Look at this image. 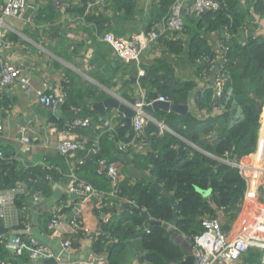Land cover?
<instances>
[{
    "label": "crops",
    "instance_id": "obj_1",
    "mask_svg": "<svg viewBox=\"0 0 264 264\" xmlns=\"http://www.w3.org/2000/svg\"><path fill=\"white\" fill-rule=\"evenodd\" d=\"M131 1L133 2V8L130 13H126L124 10L117 9L113 5L114 2L109 0H66V8L62 11H57L50 4H46L44 0H34L38 8H33L30 17H45L44 13L51 18L49 21L38 20L32 25L26 22L27 20L24 21L22 17L3 19L4 24L12 30L1 28L0 35L5 37V34L10 32L18 36L20 41L11 42L3 48L0 53V64L2 60H9L31 74V89L29 92L25 93L15 85L5 90L2 95L9 104L8 107L0 106V123L3 126L0 133V146L3 147L5 153L19 155L32 168L41 166L37 164L39 161L54 165L55 160L60 161L61 158L57 151V145L62 137L60 135L62 129L65 128V137L80 141L83 144H91L97 139L95 136L99 134L101 125L107 126L111 113L116 110L119 111L117 108L104 106L101 112L94 107L95 103H101L107 101V99H115L128 105L142 95H146L149 100L153 99V95L157 93L168 98L172 103L187 104L186 114L194 116L198 127H202L211 117L219 115L220 111L216 106L202 110L197 107V95L209 81L199 79L197 67L187 53L189 39L200 32L187 20L191 18L185 20L187 29L178 38L181 48L175 53L151 49L139 56L138 59L122 60L114 55L108 43L97 39V36L107 35L115 39L124 35L147 31L153 25L160 23L166 16H164L165 12L162 10L160 0ZM5 2L6 0H0V8ZM80 8L82 9L81 13H77ZM79 16L84 17L85 20L77 19L76 17ZM249 16L251 25L241 31L240 39L242 41L249 37H264L263 12L255 13L252 7V13ZM202 35L207 40L208 46L215 45L217 38L214 39L204 32ZM217 37L222 38L223 34L219 33ZM167 41L166 38H162L160 42L164 45ZM154 69L157 70L156 72L159 73L160 77L157 80L158 86H153L148 80L149 72ZM140 70H143L145 75L139 76ZM144 78H146L144 81L146 88H143L140 83L141 79ZM184 82H191L193 85L186 92L177 93L175 90L178 87L180 88V84ZM44 86L57 91L61 89L65 91V86H67L68 92L65 100H68L70 106L64 103L60 107V111L55 113V111H50L37 104L35 92ZM169 96L175 99L173 100ZM261 107L257 145L258 142L264 140V102ZM154 114L155 111L152 118L164 124ZM239 114L241 118V112ZM73 115L81 118L91 117L93 122L88 127L69 131L67 130V123L74 117ZM119 115L118 125L124 126L127 131V126L121 121L123 114L120 112ZM165 127L166 129H160L159 133H147L144 129L143 138L135 144L132 153L124 155L123 158L116 161L125 177L132 181L137 179L129 175L131 169H136L132 165V157L133 155L144 156L147 154L149 149L147 141L149 137L147 136L150 134L168 132L177 136L186 145L199 148L166 125ZM213 132L215 131L213 130ZM127 133L130 132L127 131ZM22 136H27L29 142L23 143L21 141ZM178 150L183 152L181 148H178ZM78 154V152L71 153L65 159L63 158L67 168L69 166L68 174ZM126 158L130 159L129 163ZM58 170L59 176L49 175L44 177L47 183L46 186L50 191L48 196H44L43 189L34 187V183L40 177L37 172L35 174L29 173L34 175V179L28 178L22 183L25 189V193L22 195L23 205L27 208L26 218H24L26 229L21 228L18 230L14 228L18 224L13 226L12 219H8L7 223L0 220V226L7 229V231L0 233V242L3 249L0 254V264L5 262L9 264H13V262L14 264H55L56 262L71 264L79 260L108 264L106 254L93 253L92 244L100 234H106V231H104L106 227L103 224L108 223V221L105 222V219L109 216V213H111L109 221L118 219L123 213L122 209L129 207L130 204L122 202L119 204V208H115L116 202L110 199L109 201L113 202L114 205L108 208L107 211L106 209H98L96 207L97 200L95 199L86 201L81 209V221L86 231L83 230L82 233L71 236L72 247L71 251L67 253L62 247L63 238L59 235H51L45 227L46 211L53 203L59 200L74 201L76 198L66 192L68 174L62 175L61 170L63 169L59 166ZM136 170L148 173L144 170ZM66 171L67 169L65 173H67ZM106 178L109 180L108 177ZM108 187L109 185L104 191H107ZM38 191L42 192L43 196ZM206 194H209V192ZM34 195H39L42 199L35 201ZM42 202L44 205H40ZM124 203H127V205ZM123 204L124 206H122ZM117 210L121 214L118 218L114 215ZM72 213L73 209L65 210V222L68 221L67 218L71 217ZM130 225L129 220H125L122 224L124 228ZM222 228L225 231H233V226L231 227L229 223H225V220H223ZM11 234L28 236L32 241L47 247L53 257L38 260H32L26 254L17 257L10 250ZM183 237L186 239L185 236ZM136 241L131 240L129 244L126 243L122 255L118 257L119 264L140 262L141 253L138 246H136ZM190 244L192 247V240ZM255 252L254 257L248 258L251 264L256 262L259 255L257 251ZM102 259H105V261ZM188 259L192 262L193 255L185 253V257L181 261L171 264H180Z\"/></svg>",
    "mask_w": 264,
    "mask_h": 264
},
{
    "label": "trees",
    "instance_id": "obj_2",
    "mask_svg": "<svg viewBox=\"0 0 264 264\" xmlns=\"http://www.w3.org/2000/svg\"><path fill=\"white\" fill-rule=\"evenodd\" d=\"M217 1L219 2L217 10H209L198 19H187L200 31L189 39L187 53L194 63L201 56L211 55L212 48L208 46L202 33L210 36L217 31L226 33L223 39L227 48L229 87L232 99L242 111V117L233 120L229 111L224 109L219 112V115L207 120L202 127H198L197 120L192 115L155 111L156 118L161 119L167 127L199 148L186 145L177 136L168 132L147 136L149 137L146 138L149 143L147 154L133 155L132 165L138 170L147 171L149 179L138 178L132 181L125 177L121 181L113 201L118 202L126 198L132 200L133 205L122 209L123 213L120 218L104 223L106 234H100L92 244L93 253L106 254L108 264H119L118 257L122 255L126 243L129 244L131 240H137L136 246L141 253L140 262L148 264L179 262L185 257V252L170 239L169 227H164L162 223H170L174 219L172 228L191 242L192 237L200 230V219L205 215H213L215 206H225L229 212L238 207L243 194L244 182L237 169L229 162L240 163L255 152L261 120L259 107L264 102V37H249L242 41L240 34L244 28L251 25L249 15L252 13V7L255 13L263 12V0ZM113 2L117 9L124 10L126 13H130L133 8L131 0H113ZM160 3L165 16L172 0H160ZM81 11L80 8L77 13ZM43 15L45 17L33 16L32 19L35 22L51 19L46 14L43 13ZM186 29L185 23L184 32ZM5 38L10 42L20 41L18 36L10 32L5 35ZM178 41V39L168 40L165 43L168 51L178 52L181 48ZM200 67H197L198 77ZM156 71L154 69L149 72L148 80L153 86H158L157 80L160 78ZM165 73L167 74L166 71ZM145 80L146 78L140 81L143 88H146ZM180 85V88L178 87L175 91L182 94L193 84L184 82ZM66 87L65 96L68 92ZM219 102L220 100L213 99L209 90L199 92L196 99L199 110L215 107ZM66 103L70 106L67 99ZM0 106H9L4 97L0 99ZM230 106L229 102L226 108ZM105 130L106 125H101L99 134L95 136L98 138L101 150L99 154L88 161L78 163L85 153L80 151L74 159L76 176L101 191H104L108 185L109 190L110 181L105 175L98 173L97 161L106 158L113 162L119 160L122 155L132 153L130 149L124 152L118 147L119 140L126 143L131 138V133H127L124 126L118 125L112 136H108ZM213 130L216 133L214 136L212 135ZM178 148H181L183 152H180ZM10 155L5 153L6 157ZM63 158L66 157L61 156L60 161L55 160L54 166L61 167L62 175H65L68 174L69 166L67 168ZM66 169L67 173H65ZM36 172L40 177L34 183V187L43 189L44 196H48L50 191L44 177L49 175L57 177L60 173L41 166L24 170L17 161L12 160H0V190L13 187L16 181L24 183L29 178V173L35 174ZM67 179L69 181L68 177ZM149 180H154L173 196L175 209L166 197L151 187ZM208 192L209 194H206ZM102 200L110 202L106 196H103ZM22 201L23 199L18 200L17 206L22 205ZM111 207L102 209L108 211ZM141 209L145 210L148 219H144L140 212ZM231 217L232 214L229 215V218ZM125 220L131 222V225L126 228L122 226ZM14 228L23 229L21 225ZM145 228L148 232L144 230ZM1 252L3 249L0 242V254ZM255 254V251L250 250L247 258L250 259Z\"/></svg>",
    "mask_w": 264,
    "mask_h": 264
},
{
    "label": "built area",
    "instance_id": "obj_3",
    "mask_svg": "<svg viewBox=\"0 0 264 264\" xmlns=\"http://www.w3.org/2000/svg\"><path fill=\"white\" fill-rule=\"evenodd\" d=\"M46 4H50L57 11H62L66 8V0H44ZM113 1V0H109ZM28 4V0H6L4 5L0 8V29L3 30L10 27L4 24L5 18H19L23 14ZM219 2L217 0H172L169 6L166 17L160 22L153 25L149 30L144 32L132 33L124 35L119 38H112L110 36H102L97 39L108 43L116 57L122 60L138 59L143 53L151 49H157L168 52L166 45L161 44V39L167 40L178 39L185 30L186 18L198 19L204 13L205 9L217 10ZM263 14H264V0H263ZM64 18V17H63ZM84 21V17H76ZM26 22L34 25V20L29 16ZM50 25V24H47ZM8 33V32H7ZM6 33V34H7ZM219 33L223 34L222 38H218ZM5 34V35H6ZM225 32L217 31L211 35L214 39L217 38L214 46H211L212 53L209 56H201L195 61L196 67H200L199 79H207L209 83L203 87L199 92L206 90L211 91L213 99L219 103L216 107L219 111L227 109L233 120L240 118L236 102L232 99L230 84V77L228 74L226 57V42L223 39ZM3 35V34H2ZM11 42L0 35V53L4 47ZM145 75L143 70L139 71V76ZM18 86L19 89L25 93L31 89V74L23 67L13 64L9 60H2L0 64V99L9 87ZM37 104L44 108L55 111L65 103V91L54 90L48 86H44L35 92ZM161 102H170L168 98L157 94L155 99ZM153 99H147L146 95L141 96L132 104L133 114L131 116V138L128 142L119 140L118 147L122 151L133 150L135 144L142 140L144 129L149 121L148 114L143 110L145 105L153 102ZM231 104L230 108H226L227 104ZM119 111H113L108 118L106 132L108 136H112L115 132L119 122ZM91 118H81L75 116L67 124V130L78 128H85L91 125ZM3 126L0 123V133ZM22 133V131H21ZM214 132L212 135L214 136ZM62 136L57 145V151L61 156L67 157L71 153L84 151L82 161H88L93 156L100 153L98 138L92 142L91 145L83 144L80 141L70 140L65 137V128L60 131ZM21 141L28 143L29 138L22 136ZM0 160L17 161L22 169H27L29 166L25 160L17 154L5 156L3 147L0 146ZM43 168L59 172L58 168L51 165L49 162L39 161ZM235 167L238 174L244 182L243 194L239 201L238 207L234 211H227L225 206H215L213 215H205L200 219V230L192 237V255L193 264H251L248 261L249 251H257L259 254L254 264H264V140L258 142L255 152L247 156L240 163L229 162ZM98 173L109 178L110 188L107 191L95 189L90 184L79 179L74 170V164L71 166L68 174V187L66 192L69 195L75 196L74 201L59 200L53 203L46 211L47 219L45 222L46 230L51 235H59L63 238L62 247L68 253L71 251V236L73 234L82 233L86 228L81 221V209L86 201L95 199L96 207L102 209L103 207L113 206V202H105L102 200L103 196L108 199L116 198L118 186L125 178V175L120 170V166L116 161L110 162L106 158H101L97 161ZM40 192V191H38ZM25 189L21 182H15L13 187L0 190V220L7 223L8 219H12V225H21L25 228L27 208L23 205L17 206L16 202L22 199ZM43 196L42 192H40ZM42 198L39 195H34L35 201H40ZM128 202L133 205V201L122 198L116 201L115 208H119V204ZM73 209L71 217L67 218L65 222V210ZM145 213L144 209L140 210ZM111 213H109V216ZM232 217L229 218V215ZM115 217L121 214L119 210L114 212ZM109 216L106 217L105 222L109 221ZM45 219V217H44ZM223 220L233 226V231H225L222 228ZM26 229V228H25ZM148 232V229H144ZM4 239V238H3ZM14 253L17 257L28 255L32 260L48 259L53 255L49 249L43 245L32 241L28 236L16 235ZM4 264H9L5 262ZM55 264H60L56 262ZM71 264H103L87 260L74 261ZM133 264H148L146 262H138Z\"/></svg>",
    "mask_w": 264,
    "mask_h": 264
},
{
    "label": "water",
    "instance_id": "obj_4",
    "mask_svg": "<svg viewBox=\"0 0 264 264\" xmlns=\"http://www.w3.org/2000/svg\"><path fill=\"white\" fill-rule=\"evenodd\" d=\"M33 8H38V5H36L34 3V0H31L29 1L28 0V4H27V7L26 9L24 10V13L22 14V19L24 21H26L29 16H30V13L32 12ZM209 10L208 9H205L204 13L208 12ZM203 15V14H202ZM201 15V16H202ZM23 21V22H24ZM22 36V35H21ZM157 97V93H155L153 95V102H151L150 104L148 105H145L143 107V110L148 114L149 116V121L145 127V132L147 133H151V132H154V133H159L160 129H166L165 125L162 124L161 122L155 120L154 118H152V114L154 111L156 110H162L164 112H172V113H178V114H186L187 113V110H188V105L187 104H177V103H172V102H161V101H156ZM104 106H108V107H114V108H117L119 110V112H121L123 114L122 118H121V121L127 126V131L130 132L131 131V116L133 114V110L131 108L130 105H127V104H124L122 102H118L117 100L115 99H107V101H104V102H99V103H95L94 104V107L97 108L99 111H103V108ZM60 108L56 109L55 110V113L59 112ZM259 110L262 111V107L260 106L259 107ZM124 155L120 156V158H123ZM126 161L129 163L130 162V159L129 158H126ZM129 175L132 177V178H142V179H149V174L148 173H143V172H139L137 171L136 169H131L129 171ZM30 179H34V175H30L29 176ZM150 181V185L153 189H155L158 193H160L162 196L166 197L173 209H175V200L173 198V196L168 193L167 191H165L162 186L160 184H158L157 182H155L154 180H149ZM75 197V196H73ZM125 205H127V203H124ZM124 204L122 206H124ZM40 205H44V203H40ZM142 216L144 217V219H148V216L146 213H141ZM174 215H176V213L174 212ZM152 223H155V222H152ZM162 225L164 227H169V236H170V239L177 245H179L185 252H187L188 255H192V251L191 253H189V251H187L189 247V242L181 235L179 234L178 232H176L172 227L174 225V219L170 222V223H162ZM7 231L6 228H4L3 226H0V233L1 232H5ZM15 240H16V235L15 234H11V237H10V250L11 251H14V245H15ZM105 261V259H102ZM180 264H193V261L191 262L190 259L186 260L185 262L183 263H180Z\"/></svg>",
    "mask_w": 264,
    "mask_h": 264
},
{
    "label": "rangeland",
    "instance_id": "obj_5",
    "mask_svg": "<svg viewBox=\"0 0 264 264\" xmlns=\"http://www.w3.org/2000/svg\"><path fill=\"white\" fill-rule=\"evenodd\" d=\"M187 241H188V240H187ZM188 242H189V241H188ZM189 244H190V242H189ZM189 247H190V248H188L187 251H189V253H191V251H192L191 244L189 245ZM184 252H185V251H184ZM185 253H187V252H185Z\"/></svg>",
    "mask_w": 264,
    "mask_h": 264
},
{
    "label": "bare ground",
    "instance_id": "obj_6",
    "mask_svg": "<svg viewBox=\"0 0 264 264\" xmlns=\"http://www.w3.org/2000/svg\"><path fill=\"white\" fill-rule=\"evenodd\" d=\"M263 118H264V116H263ZM263 127H264V123H263Z\"/></svg>",
    "mask_w": 264,
    "mask_h": 264
}]
</instances>
